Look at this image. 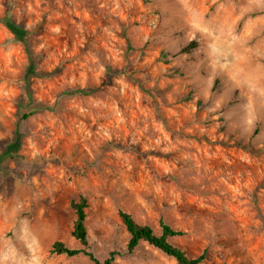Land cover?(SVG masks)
I'll return each instance as SVG.
<instances>
[{
    "label": "rangeland",
    "instance_id": "1",
    "mask_svg": "<svg viewBox=\"0 0 264 264\" xmlns=\"http://www.w3.org/2000/svg\"><path fill=\"white\" fill-rule=\"evenodd\" d=\"M8 16L36 73L0 23V153L21 137L0 164V264H95L56 241L177 264L128 253L119 210L182 231L170 242L201 264H264V0H0Z\"/></svg>",
    "mask_w": 264,
    "mask_h": 264
},
{
    "label": "trees",
    "instance_id": "2",
    "mask_svg": "<svg viewBox=\"0 0 264 264\" xmlns=\"http://www.w3.org/2000/svg\"><path fill=\"white\" fill-rule=\"evenodd\" d=\"M0 23L8 30L13 39L20 43L25 50L29 64L27 68L26 78L36 73V63L34 62V56L29 49L28 36L29 32L23 27L17 25L9 16L0 18ZM84 94V91H79ZM30 97V95H29ZM30 114H23L22 118H28ZM21 147V137L16 132L12 141H10L0 153V164L5 160L12 158ZM88 206L87 200L80 196L77 201L71 203V208L74 211L75 219L73 221L71 237L75 239L82 247L88 246V234L86 229V208ZM119 218L128 234V241L126 244V250L128 253H132L141 243H145L162 254L172 258L177 264H201L205 255L201 254L197 257L190 258L186 255L184 250L173 245L170 242L171 238L181 237L184 235L182 231L171 228L169 225L163 222L159 223L160 233L157 234L147 224H140L134 220L129 213L119 210ZM51 254L64 255L67 257H73L79 254H83L90 258L95 264H112L116 253H110L109 256L103 261H99L93 255L87 253L84 249H70L67 248L61 242H54L50 248Z\"/></svg>",
    "mask_w": 264,
    "mask_h": 264
}]
</instances>
